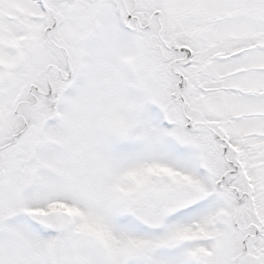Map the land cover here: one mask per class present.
Returning <instances> with one entry per match:
<instances>
[{
  "label": "rangeland",
  "instance_id": "374dc122",
  "mask_svg": "<svg viewBox=\"0 0 264 264\" xmlns=\"http://www.w3.org/2000/svg\"><path fill=\"white\" fill-rule=\"evenodd\" d=\"M0 148V264H264V0H0Z\"/></svg>",
  "mask_w": 264,
  "mask_h": 264
},
{
  "label": "trees",
  "instance_id": "16d2710c",
  "mask_svg": "<svg viewBox=\"0 0 264 264\" xmlns=\"http://www.w3.org/2000/svg\"><path fill=\"white\" fill-rule=\"evenodd\" d=\"M37 98H42L43 96L42 95H40L39 94V92L38 93H36V95H35ZM44 98V97H43ZM46 99V98H45ZM25 118V117H24ZM18 136L19 135H17V137L14 139V138H12L9 142H7V147L8 148H11V146L12 145H14V142L16 141V139H18ZM8 148H5V149H2V150H0V155H1V153L3 152V151H5V150H7Z\"/></svg>",
  "mask_w": 264,
  "mask_h": 264
},
{
  "label": "water",
  "instance_id": "95a60500",
  "mask_svg": "<svg viewBox=\"0 0 264 264\" xmlns=\"http://www.w3.org/2000/svg\"><path fill=\"white\" fill-rule=\"evenodd\" d=\"M218 139V141H222V142H224V140H222V139H219V138H217Z\"/></svg>",
  "mask_w": 264,
  "mask_h": 264
}]
</instances>
